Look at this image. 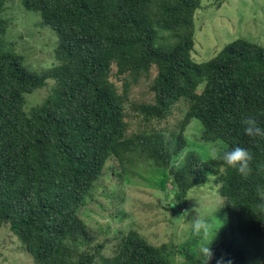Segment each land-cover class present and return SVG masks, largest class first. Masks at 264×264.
Returning a JSON list of instances; mask_svg holds the SVG:
<instances>
[{"label": "trees", "instance_id": "16d2710c", "mask_svg": "<svg viewBox=\"0 0 264 264\" xmlns=\"http://www.w3.org/2000/svg\"><path fill=\"white\" fill-rule=\"evenodd\" d=\"M19 1L56 44L51 68L26 65L6 39L14 0H0V230L15 249L34 264H264V139L241 124L251 116L264 128V47L235 39L194 62L201 0ZM142 81L146 93L133 95ZM37 90L45 97L28 107ZM194 119L203 144L187 147ZM216 144L252 153L247 179L213 158ZM142 161L172 182L173 200L219 196L221 227L161 245L133 229L93 230L82 213L111 212Z\"/></svg>", "mask_w": 264, "mask_h": 264}, {"label": "rangeland", "instance_id": "374dc122", "mask_svg": "<svg viewBox=\"0 0 264 264\" xmlns=\"http://www.w3.org/2000/svg\"><path fill=\"white\" fill-rule=\"evenodd\" d=\"M5 15L9 21L7 42L15 46L17 53L24 57L25 64L37 70L51 68L54 64L55 33L48 27H41L39 16L24 11L19 0L8 5ZM194 26L192 59L196 63L209 61L235 39H245L264 47V0H225L219 9L212 1L201 0V8L194 14ZM146 87L147 83L142 81L133 95L146 93ZM44 97L45 90H37L27 96L26 105L33 106ZM193 121L184 132L187 147L203 144L199 122ZM135 129L133 126L132 131ZM213 149L219 150L220 147L216 144ZM131 166L125 175L129 176L128 184L123 182L118 187L123 200L119 202L117 198L112 201L111 212L93 209L82 213L93 230L103 228L112 237L120 231L133 229L148 243L161 245L182 241L192 228L191 222L198 217L206 221V230L211 233L225 221L219 196L207 190H197L189 195L187 202L173 200L172 182L162 177L161 170L153 163L134 162ZM132 170L139 172L140 176L130 175ZM5 233L7 229L2 228L0 264H34L30 255L15 249L17 245L10 243L13 241L11 235ZM245 241L237 239L239 246H246Z\"/></svg>", "mask_w": 264, "mask_h": 264}, {"label": "clouds", "instance_id": "9594fccd", "mask_svg": "<svg viewBox=\"0 0 264 264\" xmlns=\"http://www.w3.org/2000/svg\"><path fill=\"white\" fill-rule=\"evenodd\" d=\"M241 124L244 126L245 134L252 139L260 138L264 139V128L258 126V123L255 118L248 116L241 119ZM213 158L222 162L223 165H226L227 168L233 169L237 174L243 178L247 179L251 174L252 168L250 166L253 159L252 153L243 147H235L231 150L217 151L213 150ZM192 229L194 233H201L206 231L207 223L201 218H196L191 222ZM209 243L206 246L202 245V251L207 257V261L211 258L212 253L208 247Z\"/></svg>", "mask_w": 264, "mask_h": 264}]
</instances>
